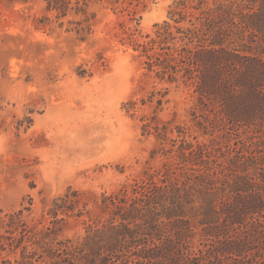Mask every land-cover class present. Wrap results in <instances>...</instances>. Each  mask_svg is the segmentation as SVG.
I'll list each match as a JSON object with an SVG mask.
<instances>
[{
  "label": "rangeland",
  "instance_id": "1",
  "mask_svg": "<svg viewBox=\"0 0 264 264\" xmlns=\"http://www.w3.org/2000/svg\"><path fill=\"white\" fill-rule=\"evenodd\" d=\"M174 1L97 0L91 31L80 34L83 16L58 19L45 0H0V241L10 237L3 221L19 212L30 228L48 226L53 201L68 192L87 207L60 223L57 239H77L85 222L104 216L103 195L152 187L159 172L183 169L182 146L206 145L220 158L241 150L237 128L215 127L194 88L149 73L128 39L130 29L154 36L156 25L173 23ZM235 31L250 38L245 24ZM258 141L247 142L255 150ZM9 242L0 264H19Z\"/></svg>",
  "mask_w": 264,
  "mask_h": 264
},
{
  "label": "trees",
  "instance_id": "2",
  "mask_svg": "<svg viewBox=\"0 0 264 264\" xmlns=\"http://www.w3.org/2000/svg\"><path fill=\"white\" fill-rule=\"evenodd\" d=\"M45 2L58 19L83 16L78 33L91 31L97 0ZM243 9L249 14L242 17ZM170 16L173 23L156 25L154 36L130 29L129 41L149 73L193 87L199 109L215 127L237 128L243 147L220 158L206 145L182 146L183 169L159 172L144 192L103 195L104 216L85 222L77 239L60 241L57 232L68 218L84 216L80 192L55 199L41 229L30 228L23 212L8 216L3 228L10 237L0 251L10 241L21 251L19 264H264V0H175ZM238 24L250 38L235 37ZM250 136L259 140L251 142L255 150Z\"/></svg>",
  "mask_w": 264,
  "mask_h": 264
}]
</instances>
